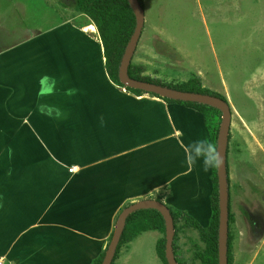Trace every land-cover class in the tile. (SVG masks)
<instances>
[{
	"label": "rangeland",
	"instance_id": "374dc122",
	"mask_svg": "<svg viewBox=\"0 0 264 264\" xmlns=\"http://www.w3.org/2000/svg\"><path fill=\"white\" fill-rule=\"evenodd\" d=\"M75 1L0 0V94L7 96L1 108L7 117L13 95L27 93V77L31 73L39 77L51 75L58 83L67 80L68 87L77 85L82 90L81 84L85 91L92 89L97 99L92 98L93 91L71 94L64 96L62 105L67 113L93 116L94 124L101 130L110 121L107 113L114 115V108L120 109L119 104L112 102L115 97L132 95L113 82L115 88L97 92L87 59L98 52L95 60L106 72L104 48L96 25L86 14L78 12ZM143 5L145 26L132 60L135 68H141L139 75L167 85L183 84L197 76L204 88L223 95L230 103L232 264H264V0H143ZM63 25L65 30L61 29ZM75 72L84 76L77 83L72 80ZM57 75L64 77L60 79ZM34 105L37 107V102ZM16 113L19 125L26 128L33 123L26 112ZM3 119L6 125L7 119ZM162 125L167 130L168 120L163 118ZM164 134L166 138L171 133ZM198 167L200 175L206 176L201 165ZM156 184L154 180L144 189H154ZM169 190V186H164L150 194L132 197L120 214L134 203L158 197L177 210V204L166 200ZM177 199L182 207L187 206L186 198L178 196ZM248 212L254 215L253 225L248 220ZM184 222L183 219L178 222L179 261L206 264L201 256L207 244L198 229L185 227ZM209 224L210 221L201 225L208 227ZM162 237L157 230L142 233L122 247L116 264H165L156 249Z\"/></svg>",
	"mask_w": 264,
	"mask_h": 264
},
{
	"label": "crops",
	"instance_id": "0c3cea01",
	"mask_svg": "<svg viewBox=\"0 0 264 264\" xmlns=\"http://www.w3.org/2000/svg\"><path fill=\"white\" fill-rule=\"evenodd\" d=\"M97 56L87 59L89 75L97 92H108L115 87ZM75 73L77 83L84 76ZM49 76L27 77L29 89L13 95L9 117L1 109L7 96L0 94V259L6 264H93L106 251L125 203L164 186L170 187L166 200L202 225L209 223L213 139L202 113L149 94H118L112 102L120 109L107 113L110 121L101 130L93 116L67 113L62 105L64 96L93 90L68 87L67 80L58 83ZM16 111L26 112L33 123L19 125ZM165 131L172 135L164 138ZM154 180L158 186L146 191ZM178 196L187 199L186 207Z\"/></svg>",
	"mask_w": 264,
	"mask_h": 264
},
{
	"label": "trees",
	"instance_id": "16d2710c",
	"mask_svg": "<svg viewBox=\"0 0 264 264\" xmlns=\"http://www.w3.org/2000/svg\"><path fill=\"white\" fill-rule=\"evenodd\" d=\"M142 7L143 0H139ZM76 8L78 12L86 14L96 25L104 48V56H105V69L108 73L109 79L114 84H117L119 87L125 88L126 91L136 95L143 96L146 94L145 92L129 87H125L120 79H119V68L122 62L123 55L125 53V49L135 31L136 28V17L131 8L128 0H76ZM66 25L61 27L62 30H65ZM58 34V33H56ZM60 36V34H59ZM64 44V42H63ZM141 68H135L131 63L129 67V75L131 78L154 83L162 86H166L169 88H173L176 90L184 91V92H192V93H200L207 94L211 96H215L223 99L228 102L227 98L223 95L214 93L208 88H204L200 78L192 77L187 82L179 85H167L160 83L158 81L152 80L151 78L142 77L139 74L141 73ZM153 97L160 98L167 103H177L183 105L185 107L193 108L204 116L205 124L209 131L211 132L213 139V172H212V181L214 184L213 194L211 196V218L210 224L208 227H203L196 219L192 216L186 214L183 210H173L169 209L173 215L174 223H175V239H174V253L177 259L178 264H183L179 261L177 254V239H178V231L179 219H183L185 227H193L198 229L201 234L202 240L207 244L206 250L204 254H202V259L206 261V264H219V255H218V234H219V194H218V175H217V163H216V149H217V138L219 132V125L222 117V113L211 106L195 103V102H183L172 100L168 98H162L156 95L151 94ZM230 139V137H229ZM206 154V153H205ZM228 157H229V148H228ZM228 173H229V161H228ZM229 180V189L231 180ZM157 200L162 201L163 198L158 197ZM231 200V198L229 199ZM248 215V214H247ZM234 220L233 215L231 213V201L229 202V228L231 222ZM251 224L254 221L249 219ZM151 230H157L163 234V237L157 241L156 249L157 254L160 259L168 264L165 255V221L163 216L157 210L148 209V210H139L135 213L131 214L127 219V224L122 235L121 241L119 243L116 256L112 264H116L117 259L119 258L120 251L122 247L128 242L133 241L139 235L144 232H148ZM112 236L110 238V241ZM109 241V243H110ZM228 259L229 264L233 262L232 256V235L229 231V240H228ZM106 251H104L101 256L93 263V264H102L105 258Z\"/></svg>",
	"mask_w": 264,
	"mask_h": 264
},
{
	"label": "water",
	"instance_id": "95a60500",
	"mask_svg": "<svg viewBox=\"0 0 264 264\" xmlns=\"http://www.w3.org/2000/svg\"><path fill=\"white\" fill-rule=\"evenodd\" d=\"M136 17L135 31L125 49L122 62L119 68V79L125 87L141 90L147 94H153L162 98H168L183 102H195L211 106L222 113L219 127L216 149V163L218 175L219 194V234H218V255L219 264H229L228 240H229V173H228V147L232 125V108L229 102L221 98L192 92H184L166 86L139 81L129 75V67L137 50L142 31L145 26V11L139 0H128ZM153 209L160 212L165 221L166 236V260L168 264H178L174 253L175 223L173 215L166 203L159 200H144L126 207L120 214L112 239L107 246L106 255L102 264H112L117 253L119 243L124 233L128 217L139 210Z\"/></svg>",
	"mask_w": 264,
	"mask_h": 264
},
{
	"label": "flooded vegetation",
	"instance_id": "af4514ba",
	"mask_svg": "<svg viewBox=\"0 0 264 264\" xmlns=\"http://www.w3.org/2000/svg\"><path fill=\"white\" fill-rule=\"evenodd\" d=\"M231 185V184H230ZM230 198H231V192H230ZM231 201V200H230ZM254 215H251V213L248 212V220L251 219L252 221H255L253 218ZM257 222V221H256ZM254 223V222H253ZM253 225V224H252ZM256 227V226H255Z\"/></svg>",
	"mask_w": 264,
	"mask_h": 264
},
{
	"label": "built area",
	"instance_id": "2783aa9c",
	"mask_svg": "<svg viewBox=\"0 0 264 264\" xmlns=\"http://www.w3.org/2000/svg\"><path fill=\"white\" fill-rule=\"evenodd\" d=\"M0 264H6L4 259H0Z\"/></svg>",
	"mask_w": 264,
	"mask_h": 264
},
{
	"label": "bare ground",
	"instance_id": "6f19581e",
	"mask_svg": "<svg viewBox=\"0 0 264 264\" xmlns=\"http://www.w3.org/2000/svg\"><path fill=\"white\" fill-rule=\"evenodd\" d=\"M52 82H53V80H52ZM68 196H69V194H68ZM73 197V196H72Z\"/></svg>",
	"mask_w": 264,
	"mask_h": 264
}]
</instances>
